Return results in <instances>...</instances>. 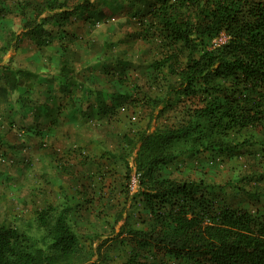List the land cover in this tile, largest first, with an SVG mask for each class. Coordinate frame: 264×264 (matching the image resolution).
<instances>
[{"label": "trees", "instance_id": "1", "mask_svg": "<svg viewBox=\"0 0 264 264\" xmlns=\"http://www.w3.org/2000/svg\"><path fill=\"white\" fill-rule=\"evenodd\" d=\"M7 1L0 0V18L10 12ZM107 1L21 0L23 30L3 24V51L26 41L42 49L58 40L65 50L60 74L73 80L81 55L64 42L76 39L68 26L77 18L105 21L118 12H109ZM124 7L134 28L130 41L154 43L157 55L147 66L155 73L148 88L136 84L134 93L98 99L102 117L121 107H139L149 117L136 139L127 137L133 154L124 162V200L116 199L111 232L105 239L97 234V245L85 251L70 210L47 208L38 215L44 240L0 226V264H264L263 211L230 204V182L165 170L184 155L208 162L241 157L253 152L254 130L264 136V0H130ZM119 63L136 64L125 57ZM34 75L28 67L1 64L0 91L18 90ZM256 175L264 181V171ZM114 242L129 247L122 262L109 254Z\"/></svg>", "mask_w": 264, "mask_h": 264}, {"label": "rangeland", "instance_id": "2", "mask_svg": "<svg viewBox=\"0 0 264 264\" xmlns=\"http://www.w3.org/2000/svg\"><path fill=\"white\" fill-rule=\"evenodd\" d=\"M20 1L8 0L10 12L0 18V65L28 67L35 75L18 90L0 91V226L15 225L44 240L47 232L40 225L39 213L51 208L59 214L65 208L70 210L84 250L91 252L97 234L105 239L111 232L116 199L124 200L120 193L127 182L124 162L133 154L127 137L136 139L149 121L139 114V107H121L116 114L102 117L98 99L101 93L107 100L114 92L134 93L136 84L148 88V80L155 77L148 63L157 49L147 40L136 45L130 41L128 33L134 28L126 23L127 7L122 9L130 0L107 1L108 11L118 12L105 21L77 18L68 26L76 39L64 37V42L81 55L71 80L60 74L65 50L58 40L42 49L26 41L17 50L3 51L7 34L3 24L23 30ZM123 57L138 68L120 64ZM252 138L256 140L253 152L226 162L197 161L184 155L165 168L166 175L230 182L226 186L230 204L264 212V181L256 175L264 171L260 142L264 136L254 130ZM126 250L128 246L114 242L109 254L122 262Z\"/></svg>", "mask_w": 264, "mask_h": 264}, {"label": "clouds", "instance_id": "3", "mask_svg": "<svg viewBox=\"0 0 264 264\" xmlns=\"http://www.w3.org/2000/svg\"><path fill=\"white\" fill-rule=\"evenodd\" d=\"M136 186V182H135V180H134V184H133V187H135Z\"/></svg>", "mask_w": 264, "mask_h": 264}]
</instances>
